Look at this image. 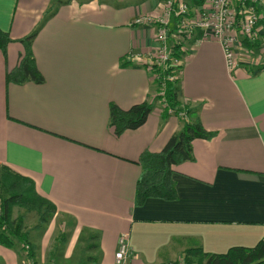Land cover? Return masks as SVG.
Masks as SVG:
<instances>
[{
	"label": "crops",
	"instance_id": "crops-1",
	"mask_svg": "<svg viewBox=\"0 0 264 264\" xmlns=\"http://www.w3.org/2000/svg\"><path fill=\"white\" fill-rule=\"evenodd\" d=\"M158 3L0 0V29L14 39L6 56L0 51V165L31 178L56 206L38 264H47L49 239L64 222L73 243L54 251L49 264L71 261L90 233L98 235L97 246L86 247L95 264H116L121 233L131 250L126 264H176L188 248L223 252L264 237V68L256 69L264 49L250 66L254 73L244 66L230 73L218 42L193 45L181 65L179 100L216 135L195 138L192 159L174 166L177 199L148 198L135 206L140 154L161 150L182 126L179 117L163 116L149 72L125 59L131 49H150L153 27L132 20L156 15ZM34 31L43 82L6 83V71L24 51L17 39ZM145 100L154 105L146 121L116 135L110 103L127 109ZM19 248L0 244V264L28 258Z\"/></svg>",
	"mask_w": 264,
	"mask_h": 264
},
{
	"label": "trees",
	"instance_id": "trees-1",
	"mask_svg": "<svg viewBox=\"0 0 264 264\" xmlns=\"http://www.w3.org/2000/svg\"><path fill=\"white\" fill-rule=\"evenodd\" d=\"M198 3L200 0H190ZM36 32L17 39L23 44L24 51L20 54L17 64L5 73L6 83H23L33 81L43 82V75L39 71L32 51V40ZM14 41L9 34L0 29V51L6 56L7 45ZM172 55L180 56L178 45L172 47ZM179 69L181 67H178ZM250 73L255 69L246 66ZM263 69L264 64L257 67ZM256 68V69H257ZM257 69V70H258ZM179 78L168 81L165 85L164 99L167 107L162 109L164 117L177 116L182 121L181 128L175 132L159 151H143L138 159L141 173L135 183V206H142L148 198L163 200L177 199L175 182L172 178L174 166L185 160L192 159V141L195 138L211 139L216 135L215 131L206 130L199 118L195 117V111L189 104H182L179 100ZM158 99V98H157ZM154 105L147 100L136 103L127 109H123L115 103L109 105V125L114 128V133L119 135L125 130H134L140 127L147 119ZM172 109V112L168 110ZM17 206L26 211L13 216V207ZM35 212V230L46 225L56 213L55 204L40 195L34 181L23 176L11 168L0 165V244L16 248L17 242L29 258L35 255L29 233L24 231L26 214ZM88 249L97 246V233L86 234ZM87 259L93 264L97 258L88 255ZM184 264H264V237L252 246L233 245L223 252H207L201 247L188 248L181 259Z\"/></svg>",
	"mask_w": 264,
	"mask_h": 264
},
{
	"label": "built area",
	"instance_id": "built-area-1",
	"mask_svg": "<svg viewBox=\"0 0 264 264\" xmlns=\"http://www.w3.org/2000/svg\"><path fill=\"white\" fill-rule=\"evenodd\" d=\"M158 2L156 15L139 13L132 20L133 25L153 27L150 49L144 52L131 49L125 59L149 72L163 108L167 107L164 99L166 83L178 79L181 72L178 67L196 43L218 42L229 72L237 67L256 65L264 49V0H200L195 4L190 0ZM174 44L178 45L180 56L172 55ZM168 111L172 112V109ZM129 254L128 234L121 233L115 263L126 264Z\"/></svg>",
	"mask_w": 264,
	"mask_h": 264
},
{
	"label": "rangeland",
	"instance_id": "rangeland-1",
	"mask_svg": "<svg viewBox=\"0 0 264 264\" xmlns=\"http://www.w3.org/2000/svg\"><path fill=\"white\" fill-rule=\"evenodd\" d=\"M263 40H264V38H263ZM258 53L259 52H257L256 54H258ZM178 76L180 77V74ZM19 213H26V211L22 208H18L17 206H14L13 207V216H17ZM60 221L58 219L57 222H60ZM35 224H36L35 212L27 213L26 218L24 220V231H27L29 233L30 241L33 245H35V249H34L35 256H34V258H29V257L25 258V256H23V253H22L21 256H23V257H20V256L18 257V263L19 264H38L36 254L39 253V251H40V249L38 247L41 245V240L43 238V234L45 233L46 225H43L39 230H35L34 229ZM64 225H65V228H63V229L59 228V231L56 230L53 233L52 237L49 239V245L47 248L48 252H47V255L44 257V261H46L47 264H49V259H48L49 256H54V254H53L54 251L60 250V251L64 252V250L69 246V244L73 243L72 241H69V239H70L69 238L70 227H69V225H67V222H64ZM218 236H214V239H216L215 237H218ZM223 236H226V235H223ZM230 237L234 238L236 236L230 234ZM233 238H228L227 240L225 239V241L231 242V241H233ZM17 243L19 246H21L19 242H17ZM87 244H88L87 240L86 241L81 240V241H79V243L77 242V244L73 250L74 251L73 258L71 259V261L65 262L63 264H93V262L89 261L86 258L87 254L90 253V251L88 252V249H86ZM226 246L225 245H222V247L216 246L215 248L216 249L217 248L218 249H221V248L225 249ZM130 252H131V250H130ZM129 256H130V254H129ZM40 264H42V263H40Z\"/></svg>",
	"mask_w": 264,
	"mask_h": 264
},
{
	"label": "bare ground",
	"instance_id": "bare-ground-1",
	"mask_svg": "<svg viewBox=\"0 0 264 264\" xmlns=\"http://www.w3.org/2000/svg\"><path fill=\"white\" fill-rule=\"evenodd\" d=\"M230 73H232V72H230ZM159 97V96H158Z\"/></svg>",
	"mask_w": 264,
	"mask_h": 264
}]
</instances>
